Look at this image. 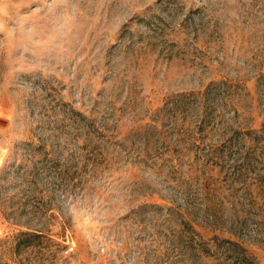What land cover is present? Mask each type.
I'll list each match as a JSON object with an SVG mask.
<instances>
[{
  "label": "rangeland",
  "instance_id": "rangeland-1",
  "mask_svg": "<svg viewBox=\"0 0 264 264\" xmlns=\"http://www.w3.org/2000/svg\"><path fill=\"white\" fill-rule=\"evenodd\" d=\"M0 264H264V0H0Z\"/></svg>",
  "mask_w": 264,
  "mask_h": 264
}]
</instances>
